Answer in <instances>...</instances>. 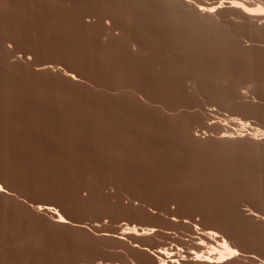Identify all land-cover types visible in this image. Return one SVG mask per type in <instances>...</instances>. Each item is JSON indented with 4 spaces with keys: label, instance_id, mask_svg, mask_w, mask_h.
<instances>
[{
    "label": "rangeland",
    "instance_id": "374dc122",
    "mask_svg": "<svg viewBox=\"0 0 264 264\" xmlns=\"http://www.w3.org/2000/svg\"><path fill=\"white\" fill-rule=\"evenodd\" d=\"M160 1L0 0V264H159L195 225L264 264V20Z\"/></svg>",
    "mask_w": 264,
    "mask_h": 264
},
{
    "label": "bare ground",
    "instance_id": "6f19581e",
    "mask_svg": "<svg viewBox=\"0 0 264 264\" xmlns=\"http://www.w3.org/2000/svg\"><path fill=\"white\" fill-rule=\"evenodd\" d=\"M141 1V0H140ZM149 1V0H148ZM160 1V0H159ZM163 1H165L166 3H167V5L169 4V6H171V8L173 9H171V11H172V13H175V14H177V15H179V13H181L182 14V16L184 17V18H187L188 20L190 19V22H192V24H193V27H200V28H197V30L198 29H202V30H209V31H213V33H214V31L216 32V30L217 31H219L218 30V28L220 29V27H219V21H218V16L217 15H219L221 12V8H218L217 9V11L216 12H205V11H200V8H212V7H215L216 5H218V4H220L219 2V0H218V2H212V0H211V3H210V1L209 2H201V0H192V2L191 3H189V1L187 0H163ZM224 0H222V2H223ZM227 3H225V5L226 4H229L228 3V1L227 0H225ZM230 1V0H229ZM251 1V0H250ZM249 0H232V9H231V11H233V12H236V13H239V15L241 16V15H243L244 16V19L246 18H248V20L249 19H252L253 17H256V19L258 18V20H264V16H262V15H259V13H260V11L262 10V9H264L263 8V6H261L260 4H258V5H255V4H253L254 2H256V1H254L253 3L252 2H250ZM258 1V0H257ZM260 2H261V0H259ZM264 1V0H263ZM144 2V1H143ZM156 2H157V0H156ZM221 2V3H222ZM150 3V2H149ZM153 3V2H152ZM160 3H161V1H160ZM259 3V2H258ZM155 4V3H154ZM153 4V5H154ZM165 4V3H164ZM262 4V3H261ZM152 5V6H153ZM158 7H159V5H158V3L156 4ZM236 5H243V8H241V7H238V6H236ZM264 5V4H263ZM164 6V5H163ZM198 6V7H197ZM227 7H228V9H230L229 7H230V5L228 6L227 5ZM226 7V8H227ZM160 8V7H159ZM168 9H170L169 7H167ZM224 8V7H223ZM156 9V8H155ZM244 9H248V11H245ZM157 10V9H156ZM163 10H164V8H163ZM166 10V9H165ZM226 10V9H225ZM159 11V10H158ZM158 11H156V12H158ZM161 12V11H160ZM159 12V13H160ZM164 12V11H163ZM168 12V11H167ZM232 13V12H231ZM165 14V13H164ZM164 14H161L160 13V15H164ZM224 14H225V11H224ZM223 14V15H224ZM234 13H232V14H230V15H233ZM157 15H158V13H157ZM172 15V14H171ZM226 15H228L227 13H226ZM238 15V16H239ZM161 17V16H160ZM172 17V16H171ZM177 17V16H176ZM180 17H181V15H180ZM224 17H226V16H224ZM230 17V16H229ZM242 17V16H241ZM162 19L164 18V16H162L161 17ZM183 18V19H184ZM218 18V19H217ZM231 18V17H230ZM173 19V18H172ZM178 19H180V18H178ZM231 19H234V18H231ZM238 19V18H237ZM244 19H242V20H244ZM245 19V20H246ZM166 20H167V18H166ZM169 20H171V19H169ZM235 20V19H234ZM233 20V21H234ZM241 20V21H242ZM168 21V20H167ZM166 21V22H167ZM175 21V20H174ZM226 21V20H225ZM240 21V22H241ZM164 22V21H163ZM182 22V21H181ZM223 22V21H222ZM229 22V21H228ZM231 22V21H230ZM237 22V21H236ZM244 22V21H243ZM247 22V21H246ZM175 23H177V22H174V24ZM224 23V22H223ZM239 23V22H238ZM111 24V23H110ZM164 24H165V22H164ZM168 24V23H167ZM178 24V23H177ZM181 24H183V22L181 23ZM180 24V25H181ZM186 24H188V22L186 23ZM226 24H227V22H226ZM244 24V23H243ZM257 24V23H256ZM263 24V23H262ZM112 25V24H111ZM114 25V24H113ZM179 24H178V26H180ZM228 25H230V24H228ZM233 25V24H232ZM239 25V24H238ZM242 25V24H241ZM166 26V25H165ZM168 26V25H167ZM173 26H175V25H173ZM182 26V25H181ZM185 26V25H184ZM188 26V25H187ZM236 26V25H235ZM240 26V25H239ZM243 26V25H242ZM245 26H246V24H245ZM260 26H262V25H260ZM172 27V26H171ZM224 27V26H223ZM226 27V26H225ZM241 27V26H240ZM253 27V26H252ZM259 27V26H258ZM184 28V27H183ZM182 28V29H183ZM186 28V27H185ZM185 28L183 29V31L185 30ZM221 28H222V26H221ZM251 28V27H250ZM261 28V27H260ZM264 28V27H263ZM177 29H178V27H177ZM181 29V28H180ZM192 29V28H191ZM226 29H228L227 27H226ZM225 29V30H226ZM233 29V28H232ZM201 30V31H202ZM224 30V31H225ZM234 30V29H233ZM257 30H259V29H257ZM179 31V30H178ZM186 31V33H187V30H185ZM184 31V32H185ZM199 31V30H198ZM208 31V33H212V32H209ZM227 31V30H226ZM238 31V30H237ZM200 32V31H199ZM228 32V31H227ZM227 32H224V33H227ZM236 32V31H235ZM234 32V33H235ZM190 33V32H189ZM197 33V32H196ZM201 33V32H200ZM203 33V32H202ZM205 33V32H204ZM220 33H221V31H220ZM229 33H230V31H229ZM232 33V32H231ZM192 34V33H191ZM219 34V33H218ZM193 35V34H192ZM196 35V34H195ZM203 35V34H202ZM215 35H217V33L215 34ZM220 35H223V34H220ZM189 36V35H188ZM194 36V35H193ZM199 36H200V34H199ZM243 36V35H242ZM242 36H241V38H242ZM191 37V36H190ZM195 37V36H194ZM202 37V36H201ZM219 37V36H218ZM240 37V36H239ZM196 38V37H195ZM198 38V37H197ZM204 38H206V37H204ZM200 39H202V38H200ZM211 39V38H210ZM221 39H225V37H223V38H221ZM226 39H227V37H226ZM230 39H232L233 40V37L232 38H230ZM245 39V38H244ZM194 40V39H193ZM209 40V39H208ZM227 40H229V39H227ZM242 40V39H241ZM196 41H197V39H196ZM199 41V40H198ZM197 41V42H198ZM212 41V40H211ZM214 41V40H213ZM235 42H236V40H234ZM240 41V40H239ZM202 42H203V40H202ZM208 42V41H207ZM218 42V41H217ZM220 42V41H219ZM231 42V41H230ZM238 42V41H237ZM194 43H196V42H194ZM193 43V44H194ZM200 43V42H199ZM205 44H206V42H204ZM215 43H216V41H215ZM240 43V42H239ZM136 44V43H135ZM187 44V43H186ZM197 44V43H196ZM211 43H208V45H210ZM213 44V43H212ZM218 44V43H217ZM216 44V46H218ZM221 44V43H220ZM230 44V45H229ZM229 44H227L228 46H232L231 44L232 43H229ZM236 44V43H235ZM234 44V45H235ZM133 45V44H132ZM215 45V44H214ZM213 45V46H214ZM224 45V44H223ZM226 45V46H227ZM193 46V45H192ZM191 46V47H192ZM195 46V45H194ZM201 46V45H200ZM204 46V45H203ZM206 46V45H205ZM135 47V46H134ZM190 47V46H189ZM207 47V46H206ZM206 47H204V48H206ZM219 47V46H218ZM221 47H222V44H221ZM224 47H225V45H224ZM241 47V46H240ZM137 48V47H136ZM200 48V47H199ZM245 48V47H244ZM202 49V48H201ZM208 49V48H207ZM215 49V48H214ZM250 49V48H249ZM209 50V49H208ZM208 50H207V52H208ZM210 50H211V47H210ZM246 50H247V48H246ZM200 51V50H199ZM198 51V52H199ZM218 51V50H217ZM206 52V51H205ZM200 53V52H199ZM202 53V52H201ZM215 53V52H214ZM197 54V53H196ZM203 54V53H202ZM206 54V53H205ZM199 57V56H198ZM200 58V57H199ZM207 59V58H206ZM209 59V58H208ZM201 60V59H200ZM219 64V63H218ZM199 66V65H198ZM204 68V67H203ZM219 69V68H218ZM197 71H198V69H197ZM205 71V70H204ZM199 73V72H198ZM196 75V74H195ZM203 75V74H202ZM204 76V75H203ZM202 76V77H203ZM72 77V76H71ZM74 77V76H73ZM184 77V76H183ZM188 77V76H187ZM207 77V76H206ZM204 78V77H203ZM184 79V78H183ZM190 79V78H189ZM192 79V78H191ZM195 79V78H194ZM205 80V79H204ZM206 80H207V78H206ZM199 81V80H198ZM185 82V81H184ZM188 82V81H187ZM183 83V82H182ZM186 83V82H185ZM196 82H194L193 84H195ZM201 83V82H200ZM202 83H204V82H202ZM191 84V83H190ZM192 84V85H193ZM196 85V84H195ZM195 85H194V87H195ZM203 85V84H202ZM214 84H212V86H213ZM218 85V84H217ZM201 86V85H200ZM204 86V85H203ZM206 86V85H205ZM215 86V85H214ZM219 86V85H218ZM193 87V86H192ZM192 87H191V89H192ZM211 86H209L208 88H210ZM196 88H198V87H196ZM208 88H204V89H202L203 91L205 90V89H208ZM201 89V88H200ZM213 89V88H212ZM216 89V88H215ZM198 90V89H197ZM210 90V89H209ZM214 90V89H213ZM217 90V89H216ZM220 90V89H219ZM241 90V89H240ZM236 90H234V92H235ZM196 92V91H195ZM220 92V91H219ZM239 92V91H238ZM223 92H221V94H222ZM218 93L216 92V95H217ZM232 94H234V93H232ZM237 94V93H236ZM240 94H241V92H240ZM243 94H245V93H243ZM243 94L241 95V96H243ZM248 94V93H247ZM215 95V96H216ZM220 95V94H219ZM225 95V94H224ZM227 95V94H226ZM221 96V95H220ZM234 96V95H233ZM232 96V97H233ZM236 96H238V95H236ZM245 96V95H244ZM247 97V96H246ZM222 98V97H221ZM228 98V97H227ZM226 98V99H227ZM242 98V97H241ZM222 99H224V98H222ZM226 99H224V101H226ZM231 99V98H230ZM232 99H234L235 101H236V99H235V96L232 98ZM231 99V100H232ZM245 100V99H244ZM223 101V100H222ZM229 101V100H228ZM233 101V100H232ZM221 102V101H220ZM240 102V101H239ZM238 102V103H239ZM230 103V102H229ZM235 104H236V102H235ZM228 118H229V116H228ZM233 118V119H232ZM232 118H230V120L232 121H234V124L235 123H237L236 125L237 126H239V127H241V129H245V128H252V126H251V124H249L247 121H244V120H242V119H240V118H234V117H232ZM227 119V118H226ZM229 121V120H228ZM230 121V122H231ZM232 121V122H233ZM221 122V121H220ZM223 122V121H222ZM254 128V127H253ZM246 129V130H247ZM235 130V129H234ZM249 130V129H248ZM243 131H245V130H243ZM254 131H255V133H253L252 134V136L251 137H253L254 139H259V137H261L260 139L261 140H263L264 139V131L263 130H261L260 128H254ZM238 132V131H237ZM253 132V131H252ZM232 133V132H231ZM228 134V133H227ZM236 134V133H235ZM238 135H239V137L240 136H242L243 137V134H242V132L241 133H237ZM233 135V134H232ZM237 135V136H238ZM226 137H231V136H226ZM233 137V136H232ZM252 138V139H253ZM263 142V141H262ZM0 189H3V191H0V192H4L5 190H4V188H3V185L0 183ZM259 217V216H258ZM59 218V220H57V222L59 223V224H61V225H66V224H68L69 222L65 219V217H62V216H59L58 217ZM174 221H177V219L176 218H172ZM185 223H188V222H185ZM194 226V225H193ZM125 227V228H124ZM123 231H124V233L125 234H134V235H140L139 233L140 232H142V234L143 235H147V234H151V233H155L156 232V229L155 228H153V227H138V226H136V225H133V226H131V225H129V224H125L124 226H123ZM194 230H195V232L197 233V239L199 240H197L196 242V248H194V249H190L189 250V252H188V254H189V256H186V254L185 255H183L182 253H179V255H177L176 253H174V252H171V251H169L168 249H165V248H160L159 247V250H158V253L157 254H159V256H163L164 257V259L161 257V259H159L160 261H161V264H181L182 262L184 263V262H192V264L193 263H195V264H215V262L216 261H218L219 259H220V257L222 256V255H225V254H229L228 253V251H227V248H224L223 247V245H224V243L225 242H227V244H228V246L229 247H231V248H233V249H235V250H237V248H235V247H232L231 245L232 244H230L229 243V241L231 240H229V239H227L225 236H223V235H221L220 234V232H217L216 230H213V229H202V228H200V226H198V225H195L194 226ZM213 233H215L216 235L215 236H213L212 234ZM201 241L203 242V243H201ZM192 246H193V244H192ZM179 251H183V253H184V250H182V249H178ZM239 250V249H238ZM165 253H167L168 255H165ZM185 253H187V252H185ZM194 254V255H193ZM157 256V255H156ZM189 257V258H188ZM197 257H200V259H197ZM256 257V256H255ZM157 258H159V257H157ZM159 260H157V261H159ZM160 261L159 262H157V263H159L160 264ZM189 262V263H190ZM182 263V264H183Z\"/></svg>",
    "mask_w": 264,
    "mask_h": 264
},
{
    "label": "snow or ice",
    "instance_id": "6c2138e0",
    "mask_svg": "<svg viewBox=\"0 0 264 264\" xmlns=\"http://www.w3.org/2000/svg\"><path fill=\"white\" fill-rule=\"evenodd\" d=\"M191 2H192V0H189V3H191ZM236 6L243 8V5H236ZM222 7H224V3H220V4H218L212 8H200V11L216 12L218 8H222ZM244 10L248 11V9H244ZM259 15L264 16V9H262L260 11ZM0 191H3V189H0ZM212 235L215 236L216 234L213 233ZM201 243H203V242L201 241ZM223 247L227 248V251L229 254L222 255L220 257V259L215 262V264H235V260L240 257L241 252L239 250H235V249L229 247L227 242L224 243ZM165 255H168V254L165 253ZM197 259H200V257H197Z\"/></svg>",
    "mask_w": 264,
    "mask_h": 264
}]
</instances>
